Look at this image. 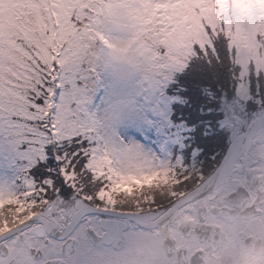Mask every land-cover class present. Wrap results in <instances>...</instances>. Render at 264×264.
<instances>
[{
	"label": "snow or ice",
	"instance_id": "6c2138e0",
	"mask_svg": "<svg viewBox=\"0 0 264 264\" xmlns=\"http://www.w3.org/2000/svg\"><path fill=\"white\" fill-rule=\"evenodd\" d=\"M0 264H264V0H0Z\"/></svg>",
	"mask_w": 264,
	"mask_h": 264
}]
</instances>
